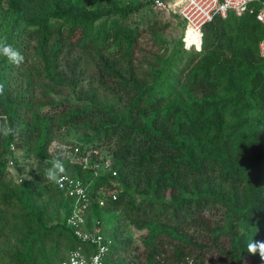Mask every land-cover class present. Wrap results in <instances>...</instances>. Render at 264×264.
Segmentation results:
<instances>
[{
    "label": "trees",
    "instance_id": "1",
    "mask_svg": "<svg viewBox=\"0 0 264 264\" xmlns=\"http://www.w3.org/2000/svg\"><path fill=\"white\" fill-rule=\"evenodd\" d=\"M144 5L0 0V40L25 57H0V125L13 129L0 134V264L95 250L68 224L75 199L45 179L57 160L85 187L78 229L100 226L104 264H264L248 252L264 242L263 28L230 13L202 28L200 50L192 34L184 42L197 49H170L156 23L129 24ZM146 32L162 53L142 50ZM63 129L81 151L105 149L110 169L53 161ZM15 151L37 163L21 182L8 165L22 174Z\"/></svg>",
    "mask_w": 264,
    "mask_h": 264
},
{
    "label": "built area",
    "instance_id": "2",
    "mask_svg": "<svg viewBox=\"0 0 264 264\" xmlns=\"http://www.w3.org/2000/svg\"><path fill=\"white\" fill-rule=\"evenodd\" d=\"M260 5L259 10L255 13L252 4ZM155 7L165 13L179 16L185 23V33L193 30L199 36V49L202 40V28L210 23L215 17L225 18L228 14H234L236 17H241L245 14H254L255 19L263 28V37L258 43L259 57L264 59V2L261 0H155ZM186 38V36H185ZM185 38L183 39L184 48L189 50L192 47L186 46ZM62 153L67 154L69 162L82 166L84 169H93L97 173L101 169L108 171L111 166L109 159L101 160L100 154L97 150L81 151L76 146L66 148L61 146L58 148ZM93 162H90L92 158ZM12 166V163L10 162ZM59 183L56 182L58 188L65 189L70 197L75 199L74 210L68 218V224L75 228V234L78 239L94 247L95 250L91 253H86L80 248L69 253L67 258L59 264H71L74 258L77 264H92L93 257L99 256V264H104L103 257L107 252V246L103 243V235L100 226L93 228L90 232H82L78 229L80 224H83V215L87 210L88 203L86 197L85 187L81 182L70 180L67 176L59 175ZM114 198V194H112ZM102 204V203H100ZM93 248V249H94Z\"/></svg>",
    "mask_w": 264,
    "mask_h": 264
},
{
    "label": "rangeland",
    "instance_id": "3",
    "mask_svg": "<svg viewBox=\"0 0 264 264\" xmlns=\"http://www.w3.org/2000/svg\"><path fill=\"white\" fill-rule=\"evenodd\" d=\"M137 2H141L144 5V8H142L137 14L133 15L129 21V24H137L139 28L144 29L148 26L153 25L154 23L157 24V30H159V35L166 42V45L168 48L172 49L177 46L179 42H181L184 46L183 39L185 36H189L188 33H185V23L181 20L179 16L167 14L164 11H161L155 7L154 1L152 0H134ZM166 26V27H165ZM194 36V35H193ZM193 41V40H192ZM195 42V40L193 41ZM153 47V50H159L160 53L163 52V46L161 44H154L152 45L150 40V35L148 32L145 33L144 37L142 38V44L141 48L143 51H149ZM193 48V47H192ZM191 49V48H190ZM189 49V50H190ZM146 68V66L144 67ZM75 135L73 132H68L66 129H63L59 131L56 134V138L54 142L49 147L48 151L53 155V161L57 159L58 155H61L62 157L67 158V154L62 153L58 148H61V146H65L67 149L70 148L74 144L75 141ZM78 147L77 145H74ZM92 147L86 146L83 151L91 149ZM100 157H106V159L110 160V157H107V152L105 149H101L99 151ZM15 157L17 158V162L20 166V168L23 170L22 174L15 169L14 166L10 165L11 160L8 161V165L11 171L12 179L16 182H21L22 178L29 176V172L31 170H34L37 167V163L33 160H25L22 157L21 151H15L14 152ZM95 158L93 157L90 162H93ZM22 176V177H21ZM130 234L132 235L133 239H138V237L143 233L141 231H137L133 228H130L129 230Z\"/></svg>",
    "mask_w": 264,
    "mask_h": 264
},
{
    "label": "clouds",
    "instance_id": "4",
    "mask_svg": "<svg viewBox=\"0 0 264 264\" xmlns=\"http://www.w3.org/2000/svg\"><path fill=\"white\" fill-rule=\"evenodd\" d=\"M0 57L6 58L8 63L15 64L17 66L22 64L25 60V57L6 40H0ZM4 88V84L0 83V95L4 94ZM12 132L13 129L8 127L6 123L0 125V134L7 136ZM63 171V164L59 160H57L53 163V166L51 168L46 169L45 179H47L48 181L59 183L58 175ZM248 252L251 255H256L257 253H259L260 258L264 260V242L257 241L255 243H249ZM99 261V256L93 257L92 264H99ZM71 264H77L74 258L72 259ZM81 264H83V262H81Z\"/></svg>",
    "mask_w": 264,
    "mask_h": 264
},
{
    "label": "bare ground",
    "instance_id": "5",
    "mask_svg": "<svg viewBox=\"0 0 264 264\" xmlns=\"http://www.w3.org/2000/svg\"><path fill=\"white\" fill-rule=\"evenodd\" d=\"M187 33H188L189 35H191V34H192V35H194V36H198V35L196 34V32H195V31H193V30H190V29L187 31Z\"/></svg>",
    "mask_w": 264,
    "mask_h": 264
},
{
    "label": "crops",
    "instance_id": "6",
    "mask_svg": "<svg viewBox=\"0 0 264 264\" xmlns=\"http://www.w3.org/2000/svg\"><path fill=\"white\" fill-rule=\"evenodd\" d=\"M195 49H197V48H195Z\"/></svg>",
    "mask_w": 264,
    "mask_h": 264
}]
</instances>
